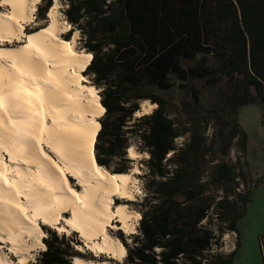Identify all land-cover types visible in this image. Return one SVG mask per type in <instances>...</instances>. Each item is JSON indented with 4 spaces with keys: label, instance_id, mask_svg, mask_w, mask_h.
<instances>
[{
    "label": "trees",
    "instance_id": "trees-1",
    "mask_svg": "<svg viewBox=\"0 0 264 264\" xmlns=\"http://www.w3.org/2000/svg\"><path fill=\"white\" fill-rule=\"evenodd\" d=\"M64 3L92 55L83 72L100 87L104 108L94 161L120 173L134 161L129 146L147 153L141 217L131 241L123 239L126 263L234 264L238 241L225 253L221 238L237 231L252 188L264 182L231 159L246 148L239 107H264V0ZM51 5L40 0L37 17ZM144 100L155 108L135 115ZM44 242L26 264H71L77 255L64 234Z\"/></svg>",
    "mask_w": 264,
    "mask_h": 264
},
{
    "label": "bare ground",
    "instance_id": "bare-ground-1",
    "mask_svg": "<svg viewBox=\"0 0 264 264\" xmlns=\"http://www.w3.org/2000/svg\"><path fill=\"white\" fill-rule=\"evenodd\" d=\"M0 3L7 7L0 13V44L23 37L15 46L0 47V152L6 151L18 164L34 165L33 169L15 166L16 176L7 181L0 161V239L11 243L10 250L19 254L17 262L25 264L29 258L26 253L33 247L23 237L40 233L35 225L39 218L61 232L69 228L77 231L94 251L122 256L125 248L108 234L106 226L115 217L127 232L132 229V217L140 215L129 213L123 204L111 209L114 193L131 196L127 190L131 175L108 172L94 161L97 118L104 108L95 87L80 85L87 81L81 72L91 54L77 52L74 37H58L69 27L58 18L56 4L47 12L46 26L26 33L24 25L32 21L36 1ZM42 142L50 146L60 163L45 153ZM127 150L129 158L136 157L132 146ZM67 172L81 184V190L70 185ZM19 198H23L24 212ZM65 210L70 215L58 225L60 212ZM18 220L27 227L22 228ZM5 262L0 256V264ZM73 263L95 264L80 257H74Z\"/></svg>",
    "mask_w": 264,
    "mask_h": 264
},
{
    "label": "rangeland",
    "instance_id": "rangeland-1",
    "mask_svg": "<svg viewBox=\"0 0 264 264\" xmlns=\"http://www.w3.org/2000/svg\"><path fill=\"white\" fill-rule=\"evenodd\" d=\"M35 1H36V4H34L33 6L35 10H32V18H31L32 21L24 25V32L26 33L33 32L48 24L47 23L48 20H46L47 13L45 15V18L43 19H39L37 17L36 10H37L38 4L40 3V0H35ZM52 3L56 4V11L58 10L56 14L58 18L60 19V21L66 22V24H68L67 27H69V29L65 27L66 31L64 28L63 32L58 34V37L64 40H69V39L71 40L74 37L75 38L74 49L77 52L79 51L86 52V50L81 47V43L79 40V37H80L79 31L77 29H72L71 24H69L68 21L65 19V16L63 14V9L66 7L64 0H52ZM6 11H7V7L0 3V13L6 12ZM22 40H23V37H21L20 40H14L15 42L14 41L10 43L4 42L0 44V47L5 48V47H10L11 45L15 46L21 43ZM84 70H82L81 73L87 78V81H82L80 85L82 84L85 86L91 85L95 87L99 95L100 87H97L96 85L92 83L90 77L83 72ZM210 92H213V91L211 90ZM99 100H100V97H99ZM149 102H150L149 100L147 101L144 100V102L141 101L139 105V109L135 113V115L139 116L141 114L151 112L153 108H155L156 104L152 102L149 103ZM141 105L144 107V109ZM99 117L97 118V122L99 121L98 120ZM237 119L247 137L246 148H245L244 154H240L238 151H235V149H233L231 153V159L235 161L236 158H239L241 163L244 165L245 172L248 174L250 178L255 179V178L264 176V107H261L260 105H257V104L243 105L239 107L238 109ZM98 128H99V122H98ZM95 138H96V135H95ZM180 141H182V138L178 139V142ZM94 142H95V139H94ZM42 146H43V150L45 151V153H47L54 160H57V162L60 163V161H58V159L56 158L55 153L52 154V151L50 150L49 145H47L46 143L44 144L42 142ZM131 146L134 148V151L136 152V157L132 158L134 159V161L129 163L128 165L129 168L125 172H120V173H129L132 177V180L127 185V190L129 189V191H131L130 192L131 196L123 198V197H120V195H118L117 193H114L113 194L114 196L112 195L111 209H113L114 211L116 205L123 204L125 205V209L128 212L130 211L129 213H134V212L139 213L140 216H138V218L132 217L133 225H132L131 230L132 232H135L139 218L141 217V212H140V208H138V204L139 202H141L143 196L145 195L144 189H143V178L141 177V174L145 172V166H144L142 159L147 157V153L139 152L138 150H136V145H131ZM5 152L6 151H3V149L0 152V161H1V164H3L2 172L5 174L4 177L7 178V181H11V179L14 178V176H16V173L14 170V168L16 167H19L20 169L21 167H24V166L26 168L27 166H30L31 169L34 168V165L32 167V165H29V164L28 165H24V163L18 164V162L10 159L8 154ZM93 153H94V147H93ZM118 159L120 158H115L114 160L119 162L120 160ZM244 161L246 162V165L244 164ZM114 163L116 162L113 161V163H111V168H117L120 166V165H115ZM11 167H13V169H9ZM102 167L106 169L108 172H110L109 169L105 168L104 166ZM11 170H12V173H11ZM66 175L69 178L70 185L77 190H81V184L77 181V179L74 176L70 175V173L68 172L66 173ZM1 177H2V180H4L3 176ZM133 180H134L135 185L133 184ZM7 181H4L6 182L5 185L9 183V182L7 183ZM130 189H133V190H130ZM6 202L9 203V201H6ZM23 202H24L23 198H19V206L20 208H22L21 211L24 212L25 210H24ZM69 215H70L69 210L60 212L61 218L57 222V224L58 225L64 224L65 223L64 217H68ZM19 216L22 217L26 221L27 219L25 217L26 215L24 216V214L23 215L20 214ZM17 223L22 225V228L27 227V224H25L23 220H18ZM35 225L40 229V233L35 232L36 234H31L30 236H28L27 234H24V237H23L24 241L31 243L33 247L27 251L28 253H26V254H29V258L24 261L25 264L30 261H34L37 255L39 254V252L45 249L46 245H45L44 240H46L49 237L51 232H55L57 235L64 234V236L68 239V241H70V245L77 252V255L71 258V264H74L73 263L74 257H80L82 259H85L86 261L88 260L95 264H99V263L100 264H128L125 261V257L127 254V248L123 243V239L125 238L126 242H130L131 239L128 237V235L132 232L131 230L130 231L127 230L126 232L124 228H121V222L117 220L115 217H113L110 220L109 225L106 226V229H107L108 234H110L112 238L119 240L121 244L123 245V247L125 248V252L122 256L116 255L113 253H108V251L107 252L94 251L93 249L88 248L86 246L87 244L85 243V241L79 236V233L70 228L66 232L65 231L61 232L57 228L53 227V225L42 222L39 218L36 220ZM236 230L237 231L232 232L231 234L226 233L222 236L221 238L222 245L220 248H218V251H222L226 253L234 249L235 243L236 241H238V246H237L235 257H234V264H264V182L259 183L256 187L252 188L251 201L247 204L246 213L244 217L237 221ZM98 239L100 240V236ZM39 241L42 242V245L39 243ZM10 246H11V243L9 244L8 242H5L4 240L0 239L1 258H3L6 261L5 263L7 264H20L19 262H17L19 254H14L10 250L9 248ZM212 251H217V250L212 249Z\"/></svg>",
    "mask_w": 264,
    "mask_h": 264
},
{
    "label": "snow or ice",
    "instance_id": "snow-or-ice-1",
    "mask_svg": "<svg viewBox=\"0 0 264 264\" xmlns=\"http://www.w3.org/2000/svg\"><path fill=\"white\" fill-rule=\"evenodd\" d=\"M169 155H171V153Z\"/></svg>",
    "mask_w": 264,
    "mask_h": 264
},
{
    "label": "crops",
    "instance_id": "crops-1",
    "mask_svg": "<svg viewBox=\"0 0 264 264\" xmlns=\"http://www.w3.org/2000/svg\"><path fill=\"white\" fill-rule=\"evenodd\" d=\"M231 234V233H230Z\"/></svg>",
    "mask_w": 264,
    "mask_h": 264
}]
</instances>
